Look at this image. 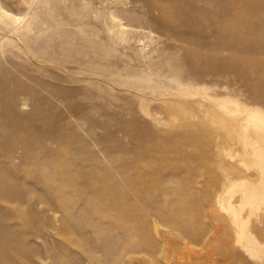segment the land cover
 <instances>
[{
	"label": "rangeland",
	"instance_id": "rangeland-1",
	"mask_svg": "<svg viewBox=\"0 0 264 264\" xmlns=\"http://www.w3.org/2000/svg\"><path fill=\"white\" fill-rule=\"evenodd\" d=\"M89 1L0 0L5 10L23 18L21 24L13 27L0 18V27L7 32L4 43L0 41L3 45L0 57L5 58H0V75L7 72L31 76L36 81L57 87L80 88V93L85 90L89 92L85 98L95 96L92 86L97 84L89 80L88 73H82L76 67L92 62L105 66L108 61L116 60V54L112 51L114 41L108 33V21L98 14L99 8L89 7ZM152 39L158 43L154 45L149 40H142L137 49L150 54L156 63L166 61L161 55L168 51L171 41L157 36ZM147 43L153 46L149 44L148 47ZM144 44L146 46L142 47ZM175 44L181 47L179 43ZM23 46L39 56L37 61H31L24 54L25 50H20ZM236 56L246 57L243 54ZM69 65L74 69L70 70ZM102 71L107 74V83L113 85L104 82L99 85L102 96L114 98L104 111L111 115H119L128 103L135 104V114L142 115L139 102H134L133 96L124 91L125 83L137 85L139 78L156 79L158 73H162L159 69L147 70L145 74L124 69ZM69 74L73 75L72 79ZM74 78L78 82H74ZM29 84L45 98L53 99L54 89L43 90L35 82ZM4 94L0 87V99ZM75 97L83 98L79 94ZM54 103L56 107L51 108L33 97L23 113L31 117L39 109L46 113L58 110L61 119L56 124L47 122L49 126H46L38 116L32 120L46 128H59L65 124L63 119L71 120L70 126L63 130L65 137L74 140L77 134L86 145L100 139L99 152H94V156L93 148L87 146L81 151L59 156L70 163L75 157L85 159L88 172L97 161L98 180H93L89 186L77 183L70 187L62 180L54 182L48 176L43 189L50 193L60 191L63 196L55 199L58 213H51L46 219L28 217V207L18 208L0 202V206L9 211H2L1 216H6L7 223L24 234L32 251H29L28 260L12 253L5 254L3 264H254L242 248L235 245L236 228L228 211L218 204V197L222 196V203L223 198H228L239 212L242 223L247 225L246 229L264 246V238L260 236L264 232V172L260 165H254L255 157L242 164L243 149L233 151L230 157L224 155L217 148V137L212 128L201 125L200 128L193 120L172 118L169 110L176 106L150 102V107L161 110L162 116L157 121L147 117L142 121L157 129L158 134L150 137L142 123H136L131 130L141 138L135 140L134 136L116 132L121 120L114 118L105 119L106 130L97 129V135L89 136L85 131L86 121H75L68 106L61 101ZM258 109L264 110V107L258 106ZM7 133L13 141L19 138L12 130ZM24 136L31 143L38 140L36 135H21ZM256 139L261 141L263 137L258 135ZM29 156L37 159L39 153L34 150ZM139 161L149 165V173L143 179L138 176L140 173L130 169L131 163L134 165ZM51 169L52 165L41 161L30 163L24 172L34 175ZM56 171L61 179L67 174V169L62 166ZM26 183L33 184L34 179L29 177ZM243 186L252 188L250 192H253L256 205L252 204V199L245 198ZM143 191H149V198L137 194ZM254 206L255 211H252ZM36 210L47 212V206L39 205Z\"/></svg>",
	"mask_w": 264,
	"mask_h": 264
},
{
	"label": "bare ground",
	"instance_id": "bare-ground-1",
	"mask_svg": "<svg viewBox=\"0 0 264 264\" xmlns=\"http://www.w3.org/2000/svg\"><path fill=\"white\" fill-rule=\"evenodd\" d=\"M88 5L91 8H99L98 14L108 21V33L114 41L112 51L116 54V60L109 59L105 66L92 62L76 67L82 73H88L89 80L97 84L92 86L95 96L92 94L91 97L85 98L84 95L89 93L85 90L80 93V88L57 87L48 82L36 81L31 76L7 72L0 75V87L5 93L0 99V202L13 204L18 208L28 207V217L46 219L47 215L58 213L55 199L63 196L60 191L50 193L43 189L48 176L54 182L62 180L63 184L70 187L76 186L77 183L89 186L93 180H98L97 161L88 172L85 159L75 157L70 163L59 156L81 151L86 149V146L93 148L94 156V152H99L100 139L86 145L77 134L75 136L78 137L74 140L65 137L63 130L70 126L71 120L63 119L65 124L59 128L38 125L32 117L38 116L39 120L49 126L47 122L56 124L61 116L56 112L58 110L46 113L39 109L31 117L23 113L33 97H37L40 103L51 108L56 107L55 101L64 103L73 113L75 121L87 122L85 131L89 136L97 135V129L106 130L105 119L114 118L113 120H121L116 132L131 138L134 136L135 140L141 138V135L134 134L131 130L136 123H142L148 131V136L155 137L158 134L157 129H152L142 121L143 117L157 121L159 116H162L161 110L150 107V102L176 106V109L169 110L172 118L193 120L198 122V127L201 125L212 128L217 137V148L221 149V153L230 157L233 151L243 149L245 158L240 162L243 164L250 157H255L254 165H260L264 172V110L258 109V106L264 107V0H91ZM0 18L3 23L12 27L23 22L21 16L5 10L1 3ZM6 33V30L0 27V41H5ZM238 35L241 36L238 38ZM154 36L171 41L168 51H163L161 55L166 57V61L156 63L150 54L137 49L142 40H149L152 44L158 43L152 39ZM175 43H179L181 47H177ZM145 44L142 47L146 46ZM26 48L23 46L20 50L24 49V54L31 61H37L39 56ZM176 53H180V56L177 57ZM236 54L246 57L238 58ZM68 67L70 70L74 69L73 65ZM102 68L106 71L135 70L143 74L154 69L162 72L158 73L156 79L139 78L137 85L125 83L124 91L133 96L134 102H139L140 109L143 110L142 115L135 114V104L129 103L119 115L104 113L114 98L109 99V95L108 98L102 96L100 82L107 83V74H104ZM68 77L72 79L73 75L69 74ZM75 79L77 78L73 81L78 82ZM84 81L87 80H82ZM32 82L43 90L54 89L53 99L45 98L36 92L29 84ZM78 94L83 98L77 99L75 96ZM96 101L100 104L97 105ZM129 116L130 121H126ZM8 130L14 131L19 138L13 141L7 133ZM31 134L38 137L36 143H31L25 136L21 137ZM258 135L263 137L261 141L256 139ZM34 150L38 151L39 157L30 159L29 155ZM137 153L135 152L136 155ZM4 158L7 160H3ZM41 161L52 165V169L34 175L24 172L30 163ZM75 164L76 168H73ZM131 164V171L140 173L138 176L141 179L149 173L148 164H142L140 161ZM60 166L67 169V174L62 179L56 171ZM29 177L34 179L33 184L26 183ZM250 189L243 186L245 198L253 200V192L251 193ZM148 192L137 194L149 198L151 194ZM28 194L32 196L27 197ZM223 199L224 203L220 195L218 204L228 211L236 228L235 245L241 247L254 264H264V246L246 229L247 225L245 227L242 223L239 212L228 198ZM42 204L47 206V212L36 210V207ZM252 204L256 205L254 200ZM252 208L254 210H250L255 211L256 206ZM5 210L7 209L0 206V264L6 262V255L11 253L28 260L31 248L27 246L24 234L18 233L14 226L9 225L6 216H1L2 211L7 212ZM260 236L264 238V232H261Z\"/></svg>",
	"mask_w": 264,
	"mask_h": 264
}]
</instances>
